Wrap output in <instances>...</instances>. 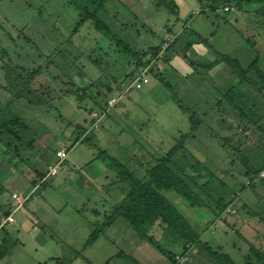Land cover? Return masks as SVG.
<instances>
[{
  "label": "rangeland",
  "instance_id": "374dc122",
  "mask_svg": "<svg viewBox=\"0 0 264 264\" xmlns=\"http://www.w3.org/2000/svg\"><path fill=\"white\" fill-rule=\"evenodd\" d=\"M77 1H0V80L4 83L3 65L26 70L43 66L34 86L49 102L31 105L27 99H20L10 104L12 112L29 123L37 141L33 149H24L19 155H9L3 146L0 148V222L8 217L5 211L10 206L12 210L18 206L14 193H19L23 201L32 194L14 212L20 234L13 224L0 230L2 239L6 230L10 232L5 242L0 240V247L8 246L6 264H174V260L178 264H215L207 250L185 247L171 229L160 223L149 229L150 242L126 220L117 218L97 241L84 245L93 225L104 221L126 193L116 173L97 158L99 150H107L142 177L154 158L181 144L185 149L180 161L188 163L187 168L203 163L216 172L218 185L225 183L231 190L224 199L230 203L219 217L207 208L191 206L174 191L164 194L202 234L209 248L230 254L240 264L251 244L264 251V85L257 80V86H240L255 109L254 118L263 117L257 123L248 116L241 121L227 100L217 104L219 97L237 84V77L223 64L208 70L199 66L191 75L195 69L183 57L187 42L199 39L186 55L201 64L221 53L237 57L246 66L259 55V66L264 70L263 21L254 16L259 3L241 1L234 12L220 9L195 14L200 12V5L188 0L189 6L177 16L159 8L156 0L107 2L104 18L116 34L140 51L149 50L162 37L169 40L165 49L175 36L179 37L175 53L168 55L170 64L153 60L155 70L167 68L166 80L175 85L167 89L155 72H150L151 64L126 78L135 69V62L115 47H106L89 23L72 35L79 19L73 5ZM149 59L151 55L144 60ZM102 76H107L114 88L105 110L89 96L81 100L75 93L78 87L87 89L86 94L103 91L104 85L98 81ZM72 79L77 85L71 83ZM3 90L0 103L9 104L10 95ZM175 93L203 117L208 128L188 136L192 111L181 109L173 98ZM80 134L91 136L96 148L85 143L71 147ZM58 150H65L67 157L55 175L49 167L60 162ZM250 164L258 170L255 176L246 175ZM35 170L45 175V182L39 180ZM201 170L202 183L210 175L209 170ZM35 179L41 182L36 187L32 183ZM207 200L217 209V196ZM25 217L29 226L39 227L34 236L39 234L42 243L34 240L31 228L21 227ZM122 252L129 259L118 256ZM59 258L61 263L57 262Z\"/></svg>",
  "mask_w": 264,
  "mask_h": 264
},
{
  "label": "trees",
  "instance_id": "16d2710c",
  "mask_svg": "<svg viewBox=\"0 0 264 264\" xmlns=\"http://www.w3.org/2000/svg\"><path fill=\"white\" fill-rule=\"evenodd\" d=\"M109 1L110 0H78L77 2H74L73 5L78 12L79 19L74 26L72 35L79 33L81 28L89 23L92 28L101 35L100 39L104 41V44H107L106 47H115L118 53L123 56H129L130 61L135 62V69L130 74H127L126 78L136 73L138 74L142 68L148 67V65L151 64L152 67L150 68V72H155L157 78H159L167 89H173L175 85L166 80L167 78L164 75L167 68L163 71L155 70L153 60L155 62L163 61L166 64H170V58L168 55L169 53H175L179 37L175 36L174 40L171 41L165 49L163 46L165 43L167 44L169 40L162 37L161 42L151 45L149 50H138L118 33L116 34L111 24H109V21L104 18L105 7ZM194 1L200 5L199 14H205L208 12L214 13L220 9L229 13L232 12V9L237 8L236 3L241 1H246L247 3H259V7L255 10L254 16L258 20L263 21L262 25L264 27V0ZM156 5L159 8H165L170 13H174L177 16L179 15L180 6L176 0H156ZM226 7H228L229 10H226ZM198 41L199 39L190 40L184 48L183 57L195 69L191 75H193L196 70L198 71L199 66L208 70L214 68L218 64H223L237 77L238 81L237 84L228 90L223 97H219L217 104L220 105L222 101L227 100L232 106V109L238 114L241 121L247 116L257 120L255 122L253 121L254 123L262 120L263 117L254 118L256 115L255 109L250 107L251 102L245 98L240 88V86L243 87L245 85L250 87L257 86L258 82L264 85V70L259 66V55L252 59L246 66H244L237 57L221 53H217L215 60H212L207 64H201L197 59L189 58L186 55L187 50ZM101 47L103 48V46H100V49ZM162 53L165 54L163 55ZM147 55H151L152 59L145 61L144 59ZM94 60L95 63H99L98 59V61H96V59ZM2 67L5 71L6 77V86H4V89L11 94V99L9 101L10 103L4 105L0 110V148L3 146V148H5V153H8L9 155H19L24 149L31 150L34 148L37 141V135L23 117L12 112L10 104L13 103L14 100L17 101L20 99H27L29 102H32L31 105L35 104L43 106L47 103L49 104L47 99L44 98V94L40 93V91L34 86V82L37 80L44 67L33 68L32 70H26L27 68L25 67L13 65H3ZM79 74L82 76L81 72H79ZM105 77L107 76H102L98 79V81L102 82L105 89L103 91L97 90L96 95L92 92L86 94L85 91L87 89L80 87L75 90V93L80 96L79 98L81 100L89 96L95 102V105H98L105 110L107 108V100L114 93L113 86L107 81V79H105ZM71 83L77 85L73 79ZM173 98L177 99L179 106L184 112L192 111V115L190 116L192 131L188 136L193 137L195 134L192 132L208 128L203 117H200L196 111L191 110L189 106L183 104L177 93L173 94ZM82 135L80 134L78 138L76 137L72 141L71 147L78 143H85L96 148L91 142V136L83 135L82 137ZM73 136H75V134H73ZM184 149V144L176 145L168 150L165 155L154 158L153 165L149 168L146 175L142 177L136 171L129 168L127 164L122 163L120 160L110 155L107 150H99L97 158H102L105 161L107 168L116 173V177L121 184L124 185L123 187L126 193L124 199L120 203L112 206L111 212L105 215L104 221L93 225V230L90 232L84 245H92L103 234L104 229L111 226L117 218H123L142 239H148L150 242H153L152 239L148 237L149 229L152 228L155 223H160L171 229L185 247L189 248L191 246L200 248L201 250L205 249V252L207 250L209 256L214 258L212 259L210 257L215 264H240L230 254L209 248L210 246H208L206 242H203L202 234L193 227L177 206L164 194L165 191H174L188 201L191 206L207 208L219 217L227 207V203H230V201L227 200V203L224 202V199L230 195L231 190L227 188L225 183L218 185L220 179L217 178L218 175L216 172L209 170L203 163L202 165L197 164L198 162L196 164H190V167L187 168L186 165L188 163L185 165V163L180 161L179 156L184 155ZM65 159L64 161H66ZM245 159L247 160L248 158L245 157ZM201 169L209 170L208 174L210 175L209 179L202 183L200 182V179L203 177ZM192 171H195V173H192ZM34 173L38 174L40 181H43L45 178V175L40 171L35 170ZM257 173L258 170L256 167L250 164L246 171V175L255 176ZM39 180H33V185L35 186L39 184ZM204 193H207L209 196ZM211 196H217L219 198L217 209L211 208L208 204L207 199L210 200ZM5 215H9V210L5 211ZM6 240L7 239H5L4 242ZM7 247L8 246L4 245L0 247V259L7 253ZM185 251L187 252V248ZM205 254L206 253L203 255ZM118 256L129 259V256L123 252L118 254ZM174 264L178 263L174 260ZM241 264H264V251L251 244L248 253L243 257V262Z\"/></svg>",
  "mask_w": 264,
  "mask_h": 264
},
{
  "label": "crops",
  "instance_id": "0c3cea01",
  "mask_svg": "<svg viewBox=\"0 0 264 264\" xmlns=\"http://www.w3.org/2000/svg\"><path fill=\"white\" fill-rule=\"evenodd\" d=\"M177 1V3H178V5L180 6V11H179V16H180V12L182 13V11L183 10H185V7L186 6H189L188 5V0H176ZM192 6H194V5H192ZM235 9L236 8H234V9H232L231 11L232 12H234L235 11ZM197 11V10H196ZM198 12V13H197ZM195 14H199V11H197ZM178 19H179V17H178ZM5 81H6V77L4 78V83H5ZM1 80H0V90H3L4 89V86H5V84H4ZM4 91V90H3ZM9 93V92H8ZM8 95H10V99H11V94L9 93ZM9 99V100H10ZM4 105H6V104H4ZM3 103H0V110L3 108ZM59 149H61V148H59ZM59 173V172H58ZM57 173V174H58ZM51 175V174H50ZM56 175V174H55ZM46 181V177L43 179V181H41V182H45ZM40 182V183H41ZM39 183V184H40ZM39 184H37V185H35V187L36 186H38ZM16 192V191H15ZM19 194V193H18ZM32 197V194H29V195H27L25 198H24V203L23 204H25L26 202H27V200L29 199V198H31ZM13 200H16L17 202H18V206L15 208V209H11V206H10V208L8 209L9 210V215L8 216H12L13 218H14V222H8V223H6V224H4V225H1V222H2V220H1V222H0V230H2V229H5V227H6V225H8V224H13V229H14V231L17 233V234H20V230H18V228L15 226V223L17 222V219L14 217V212H15V210H17L20 206H22L23 204H20L19 203V201L17 200V199H13ZM6 216V215H5ZM7 217V216H6ZM1 218H3V217H1ZM5 218V217H4ZM34 223H36V222H34ZM22 228H25V230H28V228H31V230L29 231V233H32L33 234V236L36 234V233H38V231H39V227L38 226H36V225H28V222H27V220H26V217L22 220V226H21ZM18 236V235H17ZM15 237V240H19V238L18 237ZM7 237L9 238L10 237V232H9V230H6L5 231V236L3 237V239H2V236H1V238H0V240H3V242H4V240L5 239H7ZM38 237H39V239H41L42 240V238H40V236H39V234L38 235H36V236H34V240L36 239V240H39L38 239ZM63 238V237H62ZM40 241V240H39ZM41 242V241H40ZM42 243V242H41ZM22 244H24L23 242H22ZM5 256V255H4ZM2 257L1 259H0V264H6V261H5V257ZM58 263H61L62 261H61V258H59L58 259V261H57Z\"/></svg>",
  "mask_w": 264,
  "mask_h": 264
},
{
  "label": "built area",
  "instance_id": "2783aa9c",
  "mask_svg": "<svg viewBox=\"0 0 264 264\" xmlns=\"http://www.w3.org/2000/svg\"><path fill=\"white\" fill-rule=\"evenodd\" d=\"M226 10H229V8L226 7ZM139 80H141L140 83L142 84V83H143V82H142V81H143V77L141 76V77L139 78ZM145 81H146V80H145ZM141 84H140V85H141ZM111 101H112V100H111ZM109 102H110V101H109ZM57 157L59 158L60 162H59V163H56L55 165L49 167V169H50V171H51L52 174H57V173H58V170H59V168H60L61 162L64 161V159L67 157V153H66V151H65V150H58V151H57ZM12 197H13V199H17V200L19 201L20 204H23L24 201L21 200V196H19L17 193H14V194L12 195ZM8 222H14V218H13L12 216H8L7 218H4V219L2 220V222H1V225H4V224H6V223H8Z\"/></svg>",
  "mask_w": 264,
  "mask_h": 264
}]
</instances>
